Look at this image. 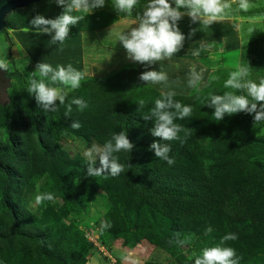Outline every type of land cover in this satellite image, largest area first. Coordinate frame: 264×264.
Returning <instances> with one entry per match:
<instances>
[{
    "label": "trees",
    "instance_id": "obj_1",
    "mask_svg": "<svg viewBox=\"0 0 264 264\" xmlns=\"http://www.w3.org/2000/svg\"><path fill=\"white\" fill-rule=\"evenodd\" d=\"M43 1L46 0L36 3ZM147 3L148 0H139L141 11ZM262 12L263 8L242 14ZM256 49L249 65L252 80L263 75L264 43ZM129 73L131 78L122 91L102 82L84 85L87 94L77 97L88 104L83 111L73 105L72 113L65 115L67 107L59 102L56 111H51L63 130L74 135L92 136L104 145L113 134L124 131L133 142L131 152L115 154L118 162L125 165V171L116 177L101 175V183L109 185L106 189L112 202L107 219L117 227L112 233L117 235L127 227L120 208L122 201L123 204L134 202L137 218L145 210L171 223L163 235L153 231L145 234L156 245L171 249L183 234H195L204 240L207 248L220 245L228 233H236L238 239L225 241L221 246L235 249L238 264H264V136L254 135V118L240 112L215 121L214 108L206 102L210 95H222V88L218 93L208 86L204 97L175 95V100L190 105L193 110L189 117L174 121L182 128L180 139L162 141L150 131L154 122L142 117L154 107L156 99L162 98L161 93L140 83L135 69ZM33 96H28L24 106L10 97L7 104H0V123L8 122V118L12 120L5 134L0 129L3 177L0 203L7 215L0 214V264H84L83 254H77V241L65 246L64 238L69 237L72 227L66 228L65 237L55 235L44 218L45 211L41 217L29 215L19 205L21 192L17 189L22 188L29 176L40 177L48 172L60 183L58 175L68 161L64 154L60 156L54 138L44 127L43 110ZM139 99L145 105L138 110ZM24 109L33 118L31 125L26 123ZM74 121H79L82 127L72 128ZM154 141L170 145L169 156L174 160L171 166L149 150ZM80 166L82 172L87 171L86 164ZM175 184L178 190L174 192ZM58 187L67 192L63 195L69 207L80 203L79 210H83V193L70 189L65 182ZM52 214L56 217L53 210ZM135 224L138 226V221ZM209 226L212 231L206 234ZM201 255L202 252L196 258Z\"/></svg>",
    "mask_w": 264,
    "mask_h": 264
},
{
    "label": "rangeland",
    "instance_id": "obj_2",
    "mask_svg": "<svg viewBox=\"0 0 264 264\" xmlns=\"http://www.w3.org/2000/svg\"><path fill=\"white\" fill-rule=\"evenodd\" d=\"M228 2L232 5L231 10L222 19L213 22L210 26L200 25L199 21L193 23L187 15L177 22L178 27L186 37L183 47L184 55L176 53L171 60L185 61L186 65L190 67L189 70L192 66H195L197 71L203 69V80L198 87H189L188 79L178 76H168L167 85L164 83H147L140 79L141 83L149 86L158 85L160 88H156L164 93L173 91L176 95H194L197 97L206 96L208 86H212L218 93L221 86V94L226 91H234L226 89L224 82L232 71L241 66L250 65L251 58L257 51L256 46L264 43V17H259V21L250 18L252 17L250 15L264 14V12L244 15L242 12L245 11L238 7L239 0H228ZM250 4L252 7L248 11L264 9V0H253ZM140 9L142 8L137 5L132 15L128 16L117 12L112 6V0H106L105 6L95 9L89 14L74 13L75 15H83L85 18L77 24L69 26V36L62 47L59 44H52L51 35L38 33L31 24L32 19L38 14L47 19H55L63 13L64 9L57 5L54 0H46L11 12L5 19L4 29L6 30L0 32V60H4L8 65V71L4 70V72L10 74L7 76L9 80L7 93L10 99L20 102L23 106L29 100L28 96L30 97L31 94L27 89L30 77L33 76L39 62L49 63L53 67L61 64L67 66L71 63L76 69H79V63H81V69L86 68L81 70L86 75L78 89L71 90L59 83L50 84V86L61 88L67 93L65 107L74 96V98L84 97L87 94L88 88L83 87L84 85L102 82L114 90H125L124 87L131 78L129 72L135 68L140 73L142 67H145L144 64L139 65L131 59L127 58L125 61L120 58V63L112 65L113 68L99 71L93 70V68L100 64L104 67L107 65V57L100 61L105 55L104 53L100 52L95 57H87L82 62L79 61L77 55L82 53L84 40L89 38L88 36L91 39H96L115 22H124L128 31L132 27H137L139 20L137 15L142 13ZM181 11L185 10L181 9ZM233 16H236V19H233L235 21L231 19ZM221 25L226 27L233 25L236 34L226 37L225 33L221 31L224 35L220 33L214 35L213 30ZM250 25L254 28H251ZM193 29H195L194 35L191 34ZM201 44L206 47L201 48ZM101 46L102 49L110 47V45L106 46L103 43ZM115 48L123 52L126 51L123 46H115ZM196 49H199V55H193V51ZM188 53L192 54V57L185 56ZM176 55H179L178 58ZM36 78L39 79L38 75ZM33 98L35 99L34 96ZM24 112L27 125H31L33 118L28 115L26 109ZM41 113L44 115V127L49 131V135L54 138V144L59 148L60 156L64 154L68 161L58 175L60 183L56 177H52L48 172H43L40 177L29 176L28 180L22 184V188L17 189L21 192L22 203L19 205L24 206L29 215L34 214L41 217L45 211L44 218L55 235L57 233L65 237L66 228L72 227L69 237L64 238L65 246L74 245L77 241V245H75L77 254H83L85 257L84 264H192V260L200 255L205 247L204 240L195 234H183L179 241H184V243H178L171 249L156 245L145 234L153 231L163 235L171 223L160 218V216H156L155 213L150 214L145 210V212L141 211L139 218H137L134 202L123 204L122 201L120 204L127 227L124 230L121 229L119 234L114 235L112 231L115 232L117 227L115 228L111 224L112 222L107 219L108 211L112 207V202L109 200L110 193L106 189L109 185L101 183V176L88 177L86 176L87 171L82 172L80 170V165H87L84 152L93 145L100 147L103 145L92 136L74 135L64 131L51 115V111L46 113L41 111ZM250 116L254 118V114H250ZM7 121L4 120L3 123H0L3 134L6 133V128L12 120L8 118ZM255 126L254 135L264 136V131H261L264 129V121L256 123ZM2 181L3 177L0 175V200L3 194ZM63 182L70 189H75V192L84 194L82 211L79 210L80 203H72L73 206L71 207H69L70 204L66 203V196L64 195L67 192H62L58 187ZM37 186H39V194L52 193L54 200L37 204L35 202V197L38 194ZM172 189L174 192L178 190L176 184ZM93 190L95 191L92 192ZM4 210L0 203V214L3 217L7 216L3 213ZM52 210L56 213V217L53 216ZM136 221L139 223L138 226L135 224ZM105 225L109 226L105 227Z\"/></svg>",
    "mask_w": 264,
    "mask_h": 264
},
{
    "label": "clouds",
    "instance_id": "obj_3",
    "mask_svg": "<svg viewBox=\"0 0 264 264\" xmlns=\"http://www.w3.org/2000/svg\"><path fill=\"white\" fill-rule=\"evenodd\" d=\"M54 2L64 9L60 16L55 19H47L38 14L32 19L31 24L38 33L51 35L52 44H59L62 47L69 36V26L75 25L85 18L83 15L74 13L89 14L95 9L105 6L106 0H54ZM138 3L139 0H112L114 9L128 16L132 15ZM231 7L228 0H148L142 13L138 14V26L132 27L130 31L118 33V41L122 42L129 59L145 66L154 65L156 62L170 60L184 47L186 37L177 23L183 16L190 17L193 23L199 21L200 25L210 26L213 22L222 19L231 10ZM238 7L246 12L252 5L250 0H239ZM181 9L185 11H181ZM253 31L254 29L252 33ZM194 33L195 29L191 34L194 35ZM204 47L206 46L201 44V48ZM193 55H199V49L194 50ZM248 65L232 71L224 82L226 89L234 91H226L222 95L213 94L207 100L206 105L214 108L215 121H222L226 115L232 116L240 112L254 114L255 124L264 121V75L259 76L258 80L249 79L251 71ZM0 69L8 71V65L4 60H0ZM203 73V69L197 71L196 67L192 66L189 72L188 86L198 87L203 80ZM37 75L39 79L36 78ZM85 75V72L76 69L71 63L67 66L61 64L53 67L49 63L39 62L36 65V71L30 77L27 91L34 95L37 104L45 113L54 112L57 101L60 105L65 104L67 93L61 88L50 86V84L59 83L75 90L81 86ZM139 78L152 84L164 83L167 85L169 81L166 72L154 69L144 71ZM175 95L173 91L162 92V98L156 99L154 107L142 115L145 121L154 122L150 131L153 136L161 138L162 141L180 139L179 133L182 128L174 121L189 117L193 110L190 105L175 100ZM138 104L139 110L144 107L145 101L139 99ZM73 105H76L80 111L88 107L83 98H73L67 104L65 115L72 113ZM71 127L79 129L82 125L79 121H74ZM133 148V142L124 131L113 134L103 147L93 145L84 152L87 160L86 176L99 177L104 174H110L113 177L119 176L125 171V165L118 162V157L115 154L121 151L131 152ZM149 150L154 151L155 157L166 161L169 166L174 163V160L169 156L170 145L154 141L149 145ZM97 159L99 167H97ZM37 192L35 197L37 204L54 200L52 193L39 194V186H37ZM108 226L105 225V227ZM211 231L212 228L209 226L206 229V234ZM236 239H238L236 233H228L221 239L220 245L204 248L202 255L195 259V264H238L235 249L221 246L225 241ZM179 243L183 244L184 241H179Z\"/></svg>",
    "mask_w": 264,
    "mask_h": 264
},
{
    "label": "crops",
    "instance_id": "obj_4",
    "mask_svg": "<svg viewBox=\"0 0 264 264\" xmlns=\"http://www.w3.org/2000/svg\"><path fill=\"white\" fill-rule=\"evenodd\" d=\"M250 16H252V17H250L251 19L252 18H253V20L257 19L259 21V17L260 18L264 17V14L250 15ZM231 19L232 20L236 19V16H233ZM233 21H235V20H233ZM251 28H254V27L251 26ZM227 30H228V32H227ZM127 31H128V29L125 27L124 22L119 21V22H115L110 27H108L107 31H104L103 34L98 35V37L96 39H91L90 36L84 35V36H88L89 38H86L84 40L83 49H82L83 54L80 53L79 55H77V57L79 56L78 57L79 61L82 62L83 59H86L87 57H91V56L95 57L97 54L102 52L105 55L102 57V59H100V61L104 60L107 57L108 58L107 65L104 67L103 65L100 66L101 64L100 65L97 64L98 65L97 67H94V68L92 67L93 70L97 69L99 71H104L105 69L113 68L112 65H114L115 63H120L119 62L120 58L122 60L126 61V59L128 58L127 52L117 50L115 48V46H117V47L123 46L122 42L118 41L117 34L121 33V32H127ZM213 31H214V33H213L214 35H216L218 33H220L221 35H224L223 33H225L226 37H229L231 35L233 36L234 34H236V30L233 27V25L230 27H228V26L226 27L224 25H221L219 27L217 26L216 29H214ZM221 31H223V33ZM102 43L106 44V46L110 45V47L106 48V49H102L101 48ZM178 54L184 55L183 48L178 52ZM179 55H176V57L178 58ZM185 56L192 57V54L188 53V54H185ZM171 59L161 61V62H156L154 65L142 67L141 72L140 73L137 72V78H138L139 82L141 83L140 78H139L141 73H143L144 71H149V70H153V69L157 70V71H159L161 69L162 71L166 72L168 76H171V77L172 76H178V77H185L186 79H189V72H190L189 68L190 67L188 65H186L185 61L179 62V61H174ZM137 64L140 65L141 63L137 62ZM84 69H86V68L81 69V63H79V69L78 70H84ZM147 86H149V85H147ZM151 87L155 88L157 91H159V90L156 87L160 88L158 85H153ZM159 92L162 93L161 91H159Z\"/></svg>",
    "mask_w": 264,
    "mask_h": 264
},
{
    "label": "water",
    "instance_id": "obj_5",
    "mask_svg": "<svg viewBox=\"0 0 264 264\" xmlns=\"http://www.w3.org/2000/svg\"><path fill=\"white\" fill-rule=\"evenodd\" d=\"M42 0H0V32L5 28V19L6 17L13 11L21 8H25L27 5L31 3H36ZM1 74H3V70H1ZM4 85L1 88L0 94V104H7L9 100V96L7 93V88L9 85L8 77L4 78Z\"/></svg>",
    "mask_w": 264,
    "mask_h": 264
},
{
    "label": "flooded vegetation",
    "instance_id": "obj_6",
    "mask_svg": "<svg viewBox=\"0 0 264 264\" xmlns=\"http://www.w3.org/2000/svg\"><path fill=\"white\" fill-rule=\"evenodd\" d=\"M3 74H4V76L1 74V71H0V91H1L2 86L4 85V82L3 81H4V78L6 76L5 72H3ZM0 94H1V92H0Z\"/></svg>",
    "mask_w": 264,
    "mask_h": 264
}]
</instances>
